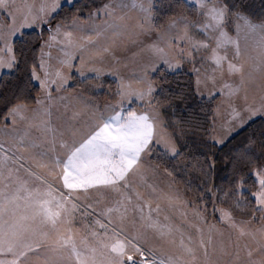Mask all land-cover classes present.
I'll return each mask as SVG.
<instances>
[{"label": "snow or ice", "instance_id": "snow-or-ice-1", "mask_svg": "<svg viewBox=\"0 0 264 264\" xmlns=\"http://www.w3.org/2000/svg\"><path fill=\"white\" fill-rule=\"evenodd\" d=\"M61 7L59 0L39 5L0 0V13H7V20L0 23V42L4 45L0 51L5 52L0 56V72L23 73L16 76L13 95L17 101L25 100V103H13L0 94V100H5L8 106L4 115L6 125L9 122L14 125L18 118L26 119V101L32 81H39L49 101L53 98L52 85L60 91L67 81L59 68L49 71L43 57L39 65L33 61L28 67L26 49L29 41L23 39L22 31L37 22H50L52 14ZM122 7L127 5L102 3L85 19L100 20L103 17L106 29H111L114 36L127 35L131 43L153 31L158 34V42L149 46L154 53L153 59L145 69V75L138 78L144 87L134 90L121 83L117 91L121 98L118 105H110L107 112L95 116L79 140L61 144L64 149L62 157L53 160L41 152L35 168L46 169V173H39L32 167L25 168L24 164L13 169L9 166L10 158H0V264H200L196 250L185 244L182 234L177 245L176 230L167 223V217L160 220L159 205L153 214L150 195L141 191L146 185L148 171L152 170L150 161L153 157L157 166L160 163L166 165L165 171L169 175L171 171L167 165L171 164L174 170L183 163L185 169L198 167L205 178L217 171L221 157H230L234 168L229 191L217 186L219 192L236 198L237 208L242 203L254 205L251 211L261 213L264 218V125L258 133L236 139L249 126L251 116L264 113V100L259 107L246 103L240 111L233 109V120L221 133L213 128L201 135L203 124L193 119L181 120L179 130L172 126L169 135L158 131V127L170 126L164 124L162 116L167 115L169 109L174 114L176 109L191 105L183 92L163 87L166 83L163 75L159 85L151 78V73L161 65L171 70L184 58L195 60L197 55L204 53L201 62L212 68L208 79L213 90L219 74L222 80L220 94L224 95L225 90L228 95L235 93L237 89L223 80L225 65L228 76L240 74L243 79V54L239 43L242 29L258 37L256 57L264 65V16L257 18L258 23L252 22L248 15L237 10L235 0H170L166 6L165 0H133L132 8L138 9L142 15L129 31L118 22L124 20L123 16L117 15V9ZM161 12L165 15L162 21H158L156 16ZM233 17L235 38L227 30ZM62 28L63 25L58 23L54 30L50 29V41L56 40ZM72 28L75 31L80 25L74 23ZM73 31L65 29L62 33L65 38L62 43L67 47L62 49L65 58L60 64L68 68L73 66L71 61L75 59V50L84 51V45L72 39ZM17 34L21 37L19 56L13 48ZM95 34L99 35L100 31ZM169 49L176 52L175 57L169 55ZM102 51L107 53L112 49L105 46ZM80 60L84 66H77L76 70L81 77L87 79L86 71L94 72L95 78L99 77L100 69L84 64L83 54ZM132 96L141 102L142 110L123 107L124 100ZM35 103L40 105L43 100L37 98ZM241 111L247 112L248 116L241 115ZM12 162L18 161L14 159ZM236 164L241 166L237 168ZM21 168L25 169L30 180L17 175ZM204 186L207 188V183ZM145 208H148L147 213ZM214 211L220 213L221 221L228 220L241 235L246 234L243 224L236 225L232 219L231 211L215 207ZM77 212L82 217H95L91 221V239L78 236L74 230L72 223ZM251 235L256 247L247 251L245 264H264V226ZM153 241L169 244L177 250L158 251ZM200 243L204 248L205 264H210L207 247L203 240ZM254 252L257 255L254 256Z\"/></svg>", "mask_w": 264, "mask_h": 264}, {"label": "rangeland", "instance_id": "rangeland-1", "mask_svg": "<svg viewBox=\"0 0 264 264\" xmlns=\"http://www.w3.org/2000/svg\"><path fill=\"white\" fill-rule=\"evenodd\" d=\"M74 1L59 0L61 5H70ZM22 2L39 5L41 3H51V0H16V3ZM104 3L127 5V7L117 9V15L124 17L123 21L118 22L123 23L129 31L134 28L141 18L140 11L132 8L133 0H109ZM240 12L248 15L252 22H259V20L253 19L248 11ZM189 18L195 19V17ZM6 20L7 13H0V23ZM46 23L37 22L32 26L25 27L22 31L41 28ZM74 23L80 25V28L75 31L72 28ZM65 29L73 31L72 39L84 45L83 52L80 49L75 50V59L71 61L73 65L71 68L60 64V61L65 58L62 49L67 47L66 44L62 43L65 39L62 34ZM97 30L100 31L99 35L95 34ZM227 30L230 36L236 37L234 17L229 21ZM18 36L19 34H17ZM157 36L158 34L153 31L151 34L139 37L135 43H131L128 41L127 35L114 36L111 29H106L103 17L100 20L93 18L85 22L74 20L70 24L63 25L61 34L57 36L56 40L50 41L48 38L47 42L51 45L50 47L49 44L43 43V49L41 48L39 54V64L43 57L49 71L59 68L66 75L67 81L60 91H56V85H52L53 98L50 101L44 91L41 90L39 81H33L39 87L38 98L42 99L43 103L37 104L35 108H27L28 112L36 113L34 118L29 117L27 119L32 122V125L23 126L21 121H16L14 125L11 124L10 128L2 127L0 141L8 142V145H12V148L8 146L5 149L0 148V158H10L8 161L9 166L13 169L19 167L20 164H24L25 168L32 167L39 173H46V169L35 168L41 152L46 154V158L50 157L53 160L62 157L64 149L60 146L61 144H71L79 140L88 131L94 122L95 116L100 115L101 112H107L110 105H118L121 98L117 95V91L121 83L130 86L134 90L144 87L138 78L145 75V69L153 59L154 53L149 46L158 42ZM82 37H91V39H82ZM257 39L258 37L248 34L243 29L240 32L239 43L243 54L241 63L244 64L243 79H241L240 74L228 76L226 65L225 76L223 77V80L231 83L233 88L237 89L231 95L227 94V90H225L224 95L220 94L219 85L222 80L219 74H217L216 88L213 90V84L208 79L212 75V68L207 63L201 62V56L204 53L197 55L195 60L191 57L184 58L177 67L171 70L161 65L157 71L151 73V78L154 80V77L168 72H185L191 75L196 96L201 99H214L215 108L210 132L215 128L217 133H221L232 122L233 109L240 111L246 103L259 107L262 100H264V65L256 57L255 43ZM105 46L110 47L112 51L103 52L102 49ZM229 47L232 46L229 45ZM3 48L4 45L0 42V49ZM4 53L0 51V56H3ZM168 53L171 57L176 56V52L170 49ZM82 54L85 57L84 64L100 69L98 78H95L96 74L91 71H86L85 76L87 79L81 77L77 72V66H84L80 60ZM1 73L8 72L4 70ZM198 88L199 92L197 91ZM245 96H247V101H245ZM140 104L141 102L132 96L124 100L123 107L136 108L140 111L142 110ZM51 111L54 114L52 118L48 117L47 119L44 112ZM37 112H40V114H37ZM241 115L247 117L248 113L241 111ZM162 120L164 124L170 126L166 128L158 127V131L170 135L173 127L165 115L162 116ZM37 121L44 124L36 127ZM253 122L264 125V113L251 116L248 123L250 125ZM242 137L240 136L238 139ZM14 159L18 161L15 164L12 162ZM150 163L152 170L148 171L145 178L146 185L141 188V191H144L146 195H150L153 214H156V206L159 205L160 220L163 221L164 217L168 218L167 223L176 230L174 238L177 245L182 234L185 244L196 250L200 264H205L204 248L201 247L200 243L202 240L207 247V260L210 264H245L248 259L247 251L249 248L256 247L251 234L257 233L264 226L262 214L259 212L253 213L251 210L245 212L242 207H239L240 209L235 208L231 204L219 207L213 195L210 194L212 197V211L214 207L231 211L232 219L236 225L243 224L244 226L246 234L241 235L238 228L230 226L228 220H220L218 211L211 214L210 217L214 216V218L210 220L204 214L203 209L189 201L164 170L157 166L155 157L152 158ZM17 175L22 179H31L24 168H21ZM142 183L144 182L142 181ZM153 188L155 191H153ZM101 206H103V200ZM147 212L148 208H145V213ZM253 216L255 219H253ZM94 219V216L82 217L79 212L75 214L72 226L78 236H86L91 239L89 233L92 230L91 221ZM257 239H259L258 235ZM153 243L158 251L175 252L177 250L169 244H159L155 241ZM253 254L254 256L257 255L256 252Z\"/></svg>", "mask_w": 264, "mask_h": 264}, {"label": "trees", "instance_id": "trees-1", "mask_svg": "<svg viewBox=\"0 0 264 264\" xmlns=\"http://www.w3.org/2000/svg\"><path fill=\"white\" fill-rule=\"evenodd\" d=\"M109 0H75L70 5H62L58 11L51 16L50 22H47L44 26L37 29H31L24 31L23 39L29 41L26 49V56L28 60V67H31L33 61L36 65H39V54L41 46L45 43L50 36V29L53 30L55 26L59 23L62 25H67L74 20H79L81 22L86 21V17L89 16L90 11H94L97 5H100ZM170 0H165V6ZM240 11H248L253 19L264 16V0H235ZM157 11H160V6L158 4ZM179 11V10H177ZM164 13L161 12L160 15L156 16V20L162 21L164 18ZM167 15H173V13H168ZM258 20V19H257ZM21 37L18 36L14 39L13 48L19 56L20 54V43ZM23 59V57H21ZM23 73L9 74L3 73L0 76V94L6 97V100H11L13 103L20 102L25 103L24 98L17 101L13 95L14 85L16 83V76L22 75ZM163 75L166 83L163 87L166 90H173L174 92H183L189 99L190 107L182 106L173 111L171 109L167 110V115H165L171 126H175L178 131L181 127V120H198L203 124V128L200 129L201 135L205 134V130L210 132L213 121V113L215 108L214 99H201L195 94L193 78L191 75L185 72H168L163 73L159 76L154 77L157 85L160 83V78ZM40 93L39 87L36 86L33 81L31 85L30 95L26 101V107L35 106V100L38 98ZM7 104L5 100H0V126L4 124V115L7 112ZM263 124L259 122H253L249 126L245 127L244 131L240 136L245 134H251L253 132L259 131ZM238 136L236 139L239 140ZM241 139V138H240ZM235 143V141H232ZM219 155V154H218ZM241 165L236 164L235 167H240ZM159 167L164 170V172L172 179L173 183L182 191V193L191 201L195 206L203 209L204 214L212 220L210 217L214 212L212 211V197L217 202L219 207H225L231 204L236 207V198H229L219 192V188H223L225 192L229 191V181L231 180L233 174L234 164L230 162V157H221L217 163V171L210 174L207 178L203 176L199 168L193 166L191 168L185 169L183 163L177 166L174 170L172 165H167L171 175L165 171L166 165L160 163ZM205 183H207V188H205ZM210 189V191H209ZM211 194V195H210ZM219 197V199H217ZM235 203V204H234ZM245 212L252 210L254 205L243 204L241 205ZM240 207V208H241ZM239 208V209H240Z\"/></svg>", "mask_w": 264, "mask_h": 264}, {"label": "crops", "instance_id": "crops-1", "mask_svg": "<svg viewBox=\"0 0 264 264\" xmlns=\"http://www.w3.org/2000/svg\"><path fill=\"white\" fill-rule=\"evenodd\" d=\"M2 52V51H1ZM3 55H5V53L3 54ZM3 73H1L0 74V76L2 75ZM37 106V104H35V106H33V107H26V108H35ZM45 114H46V117H47V119H48V117L49 118H52V116H53V114H54V112H44ZM36 113H31V112H28V111H26L25 112V117H26V119H24V120H21V119H17V121H21V125H23V126H26V125H32V122L31 121H28L27 119L29 118V117H35L34 115H35ZM37 114H40V112H37ZM44 123H40L39 121H37V123H36V127L37 126H41V125H43ZM34 125V124H33ZM8 127V128H10L11 127V123L9 122L7 125H6V122L4 121V124L2 125V126H0V130L2 129V127ZM10 144V143H9ZM7 146L8 147H10V148H12V145H8V142H6V141H0V148H7Z\"/></svg>", "mask_w": 264, "mask_h": 264}]
</instances>
